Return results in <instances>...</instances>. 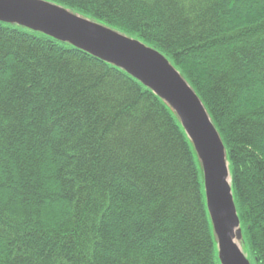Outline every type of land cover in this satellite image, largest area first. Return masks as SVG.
<instances>
[{
  "label": "trees",
  "instance_id": "trees-1",
  "mask_svg": "<svg viewBox=\"0 0 264 264\" xmlns=\"http://www.w3.org/2000/svg\"><path fill=\"white\" fill-rule=\"evenodd\" d=\"M163 54L225 146L264 264V0H44ZM0 264H221L200 161L124 69L0 21Z\"/></svg>",
  "mask_w": 264,
  "mask_h": 264
},
{
  "label": "water",
  "instance_id": "water-1",
  "mask_svg": "<svg viewBox=\"0 0 264 264\" xmlns=\"http://www.w3.org/2000/svg\"><path fill=\"white\" fill-rule=\"evenodd\" d=\"M0 21L43 32L124 69L176 113L200 161L221 264H250L240 248V221L225 148L202 101L167 58L136 39L44 0H0Z\"/></svg>",
  "mask_w": 264,
  "mask_h": 264
},
{
  "label": "snow or ice",
  "instance_id": "snow-or-ice-1",
  "mask_svg": "<svg viewBox=\"0 0 264 264\" xmlns=\"http://www.w3.org/2000/svg\"><path fill=\"white\" fill-rule=\"evenodd\" d=\"M0 104H2V99H0ZM0 118H2V109H0ZM3 245V237L0 236V247Z\"/></svg>",
  "mask_w": 264,
  "mask_h": 264
}]
</instances>
